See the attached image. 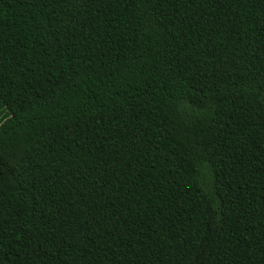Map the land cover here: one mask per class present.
Masks as SVG:
<instances>
[{
	"label": "trees",
	"instance_id": "1",
	"mask_svg": "<svg viewBox=\"0 0 264 264\" xmlns=\"http://www.w3.org/2000/svg\"><path fill=\"white\" fill-rule=\"evenodd\" d=\"M0 264H264V0H0Z\"/></svg>",
	"mask_w": 264,
	"mask_h": 264
}]
</instances>
